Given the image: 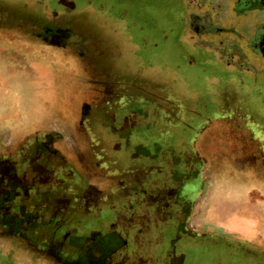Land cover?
<instances>
[{
  "label": "flooded vegetation",
  "instance_id": "flooded-vegetation-1",
  "mask_svg": "<svg viewBox=\"0 0 264 264\" xmlns=\"http://www.w3.org/2000/svg\"><path fill=\"white\" fill-rule=\"evenodd\" d=\"M79 1L37 0L34 13L14 18H22L34 39L65 57V66L82 70V119L93 159H82L78 132L74 135L66 121L33 126L1 147L0 243L54 264H185V239L200 231L250 250L260 257L256 264H264V252L248 243L190 226L194 196L188 193L206 163L199 152L205 144H194L203 125L180 118L179 102L173 100L182 99L178 95H163L162 87L120 73L109 59V43L89 29L96 22L88 14L105 6ZM179 2L176 24L197 40L223 33L226 13L259 12L237 38L245 37L244 48L253 56L264 57V0ZM147 35L164 42L177 32L162 27ZM70 59L76 63L69 65ZM92 109L96 120L86 117ZM252 141H235L232 149L253 150ZM103 212L109 217L102 218ZM145 217L148 223H141ZM153 224L158 229L147 243L142 233Z\"/></svg>",
  "mask_w": 264,
  "mask_h": 264
},
{
  "label": "rangeland",
  "instance_id": "rangeland-1",
  "mask_svg": "<svg viewBox=\"0 0 264 264\" xmlns=\"http://www.w3.org/2000/svg\"><path fill=\"white\" fill-rule=\"evenodd\" d=\"M36 1L0 0V148L33 126L49 123L56 127L57 122L66 121L74 135L78 132L75 137L82 159L91 161L80 101L86 85L85 78L78 77L82 70L65 66V57L34 39L22 18H14L34 13ZM88 1L105 6L99 13L88 14L96 22L89 29L109 43L111 64L131 80L162 87L163 95H178L182 99L173 100L179 102L180 118L203 125L196 127L194 144H205L199 152L206 163L188 193L194 196L190 226L238 240L243 236L226 228L227 222L242 231L264 228V57L253 56L244 48L245 37L237 38L260 13H226L223 33H208L202 37L205 40H197L176 24L179 0ZM162 27L177 32L176 38L163 42L147 35L154 36ZM194 42L201 47H193ZM72 60L67 63L73 64ZM91 112L86 117L96 120V109ZM247 138L253 140L254 151L232 149L235 141ZM250 152L254 155L248 159ZM101 214L102 218L109 215ZM140 222L148 220L145 217ZM157 229L153 224L150 231H143L147 243ZM219 238L195 231L185 239L184 263L256 264L260 258L245 248L217 241ZM255 238L244 242L248 248L264 252L263 235ZM0 264L54 263L0 243Z\"/></svg>",
  "mask_w": 264,
  "mask_h": 264
},
{
  "label": "crops",
  "instance_id": "crops-1",
  "mask_svg": "<svg viewBox=\"0 0 264 264\" xmlns=\"http://www.w3.org/2000/svg\"><path fill=\"white\" fill-rule=\"evenodd\" d=\"M234 214V212H233ZM225 216H229L228 214H226ZM235 217V216H234ZM231 221V220H230ZM228 224H225L226 228H231L232 230H235L237 233H240L243 237L241 238L244 242V240L248 239V240H252L253 238H255V236H259V234L263 235L264 237V228L259 229L258 227H248L246 230L242 231L240 229H238L239 227L235 226L232 222H227ZM254 235V236H253ZM256 239V238H255ZM240 240V239H239ZM257 242H259L260 244H263L262 240L256 239Z\"/></svg>",
  "mask_w": 264,
  "mask_h": 264
}]
</instances>
